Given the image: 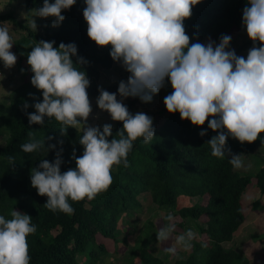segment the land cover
<instances>
[{
	"label": "clouds",
	"instance_id": "1",
	"mask_svg": "<svg viewBox=\"0 0 264 264\" xmlns=\"http://www.w3.org/2000/svg\"><path fill=\"white\" fill-rule=\"evenodd\" d=\"M77 0H43L42 7L30 10L27 27L37 31L33 17H53L52 26L64 21L63 10ZM83 18L87 35L96 45L109 46L113 61L129 73L120 80L117 92L98 87V108L106 111L113 121L122 122V129L113 135L112 124H88L92 113L87 89L90 80L82 67L88 63L77 55L75 43L38 41L27 55L33 73L31 84L42 90V101L32 104L35 112L27 113L28 124L44 126L54 119L63 135L68 128L80 132L83 153L75 155V167L61 172L63 143L54 137L28 139L20 145L25 153L39 152L45 147L55 151L50 162L41 159L31 169V186L46 196L44 206L52 212L74 213L72 202L93 200L112 183L116 167H128V154L137 139L145 144L155 137L153 118L143 112L132 114L123 100L129 97L150 102L153 96L170 82L171 91L164 97L169 113H179L182 120L208 128L218 134L207 144L211 155L225 157L229 137L241 144L252 143L259 137L264 144V0H247L242 12V27L253 42L246 58L230 47L232 37L222 34L219 42L209 39L190 44L184 21L191 17L193 6L201 0H83ZM259 44V46H257ZM13 38L6 23L0 22V62L4 68L15 65L17 57L10 51ZM76 58L75 62L73 58ZM79 66V67H78ZM83 69V70H81ZM32 95V94H29ZM119 95L120 99L117 98ZM29 105L24 104L27 109ZM205 135V131L199 133ZM111 137V139H109ZM229 163L234 170L245 168L242 154H231ZM11 218L0 215V264H30L27 237L36 232V225L27 213L16 210ZM168 223L156 232L159 243L172 241L165 249L175 254L177 247L190 250L196 234L192 229L173 238L174 216L169 212Z\"/></svg>",
	"mask_w": 264,
	"mask_h": 264
},
{
	"label": "trees",
	"instance_id": "2",
	"mask_svg": "<svg viewBox=\"0 0 264 264\" xmlns=\"http://www.w3.org/2000/svg\"><path fill=\"white\" fill-rule=\"evenodd\" d=\"M42 2L26 0L28 9ZM246 3L247 0H201L193 6L191 17L184 21L190 43L200 42L207 36L219 41L222 34L229 35L234 28L242 29V12ZM84 7L83 0H79L70 9L63 10L64 30L48 31L45 35L30 30L11 12L0 14V21H10L27 31L13 40L16 57L29 71L26 84H31L33 75L27 64V55L40 40L55 41L54 47L60 42L75 43L77 55L88 61L82 67L90 76H97L99 70L112 66L114 61L109 51L101 53V47L87 35ZM73 60L75 62L76 58ZM110 89L113 88L105 90ZM87 92L89 99L99 95L98 89L88 87ZM42 99L29 96L27 109L18 100L13 103L11 119H4L10 136L5 145H0V215L11 218L10 212L14 209L32 217L36 232L27 237L30 264H95L101 256L109 253V245L114 248L119 243V220L125 213L141 207L139 195L144 192L151 193L159 206L166 207V216L171 212L177 221L182 220L179 226H183L187 218L202 224L199 227L201 236L192 242V251L187 257L170 264H251L260 247H254L251 255L245 256L236 249V242L253 208H256L249 192L256 186L264 194V158L254 175L234 170L229 158L240 150L248 153L254 150L261 142L259 137L252 143L243 144L229 137L226 148L231 153L226 150L225 157L217 158L211 155L207 142L218 133L208 128L207 121L201 126L193 125L182 120L178 112L169 113L165 106L164 118L153 124L155 137L151 143L145 144L142 139L134 142L128 154V167L114 168L112 183L106 191L90 201H70L75 209L71 215L54 213L44 206L47 197L39 195L31 186L30 174L41 159L52 162L60 146L56 150L48 151L45 147L39 152L25 153L20 145L27 141L29 131L39 140L54 137L52 141L46 139V146L62 139L61 172L75 167L73 150L76 156H80L83 146L79 144L80 132L70 127L62 135L60 124L54 119L45 118L44 126L28 124L27 113L35 112L32 104ZM0 128V133H4L5 129L1 125ZM112 128L115 135L122 129V122L118 121ZM202 130L204 136L199 134ZM197 196L201 201L195 204L180 201V198ZM253 238L258 240V237ZM118 250L116 247L115 251ZM139 257L141 264H168L146 246L141 247Z\"/></svg>",
	"mask_w": 264,
	"mask_h": 264
},
{
	"label": "rangeland",
	"instance_id": "3",
	"mask_svg": "<svg viewBox=\"0 0 264 264\" xmlns=\"http://www.w3.org/2000/svg\"><path fill=\"white\" fill-rule=\"evenodd\" d=\"M42 5L43 2L28 9L26 0H0V14L11 12L18 20L27 23L26 20L30 19L32 15L30 10L42 7ZM33 19H35L37 23V31H34L36 34L45 35L48 31L59 32L64 30L62 22L57 27L52 26L53 17H33ZM0 22L7 24L13 40L27 33L26 30L21 29L10 21ZM229 35L232 37L230 42L231 49H233L238 56L246 58L248 50L253 47V42L247 36L246 30L244 28H234ZM209 39L216 43L219 42L211 36L205 37L200 42L206 43ZM243 45H246V47L242 48ZM109 49L110 45L100 48L101 53H105L109 51ZM10 51L16 55L13 47ZM28 72L27 66L21 64L18 58L15 65L7 69L4 68L2 62H0V125L5 129L4 133H0V145H5L10 136V130L6 128L5 125L7 123L4 122V119H11L13 103L17 100L22 102V105L30 103L28 98L31 95L29 94L34 95L38 99L42 98V90H38L32 84L25 83L27 82ZM99 72L100 74L97 76H90L87 74L90 80L89 87L94 89H98L99 87L104 90L108 87L113 88L112 90H108L109 92H117L119 81L122 79L126 80L129 75L122 65L115 61L110 68H102ZM171 91H173V89L171 88L170 82L166 80L165 87L155 94L150 102H142L137 100V98L129 97L124 99L123 103L132 114L143 112L152 117L153 124H155L161 121L165 116V105L163 100ZM22 94H25V96L23 97ZM18 96H20V98ZM97 97L98 95L89 99L92 106V113H90L88 118V124L92 126H101V129L104 123H110L112 127L116 126L118 121H113L106 111H102L98 108L96 104ZM117 98L120 99L119 95H117ZM237 154H242V159L246 166L238 171L254 175L263 164L264 144L259 142L255 149L249 153L240 150ZM249 194L252 200L256 202V208H253L249 216V221L238 234L239 239L238 242H236V244L238 243L236 249L246 256L251 255L250 253L254 247H260L258 252L254 255L251 264H264V194H262L256 186L252 187ZM139 199L141 207L138 210L125 213L119 220L117 227L119 243L114 248L112 245H109V253L101 256L95 264H141L139 255L141 247L143 246L148 247L155 256L162 258L168 264L180 258L187 257V254L192 251V248L190 250H184L181 247H177L175 254L166 252L165 249L172 244V241L159 243L156 237L158 229L168 223L166 219V207L159 206L153 199V195L149 192L140 194ZM180 201L186 204H195L201 201V197L180 198ZM21 213L23 214V212ZM177 220L178 218L174 216L173 223L177 224H175V231L172 234L173 238L183 233L186 229H192L194 231L196 234L195 239L198 238L199 235L201 236L199 227L202 224L198 220L187 218L183 226H179V222L182 220ZM253 237H258V240H255ZM116 247L119 248L117 252L115 251ZM80 259H83L82 256Z\"/></svg>",
	"mask_w": 264,
	"mask_h": 264
}]
</instances>
